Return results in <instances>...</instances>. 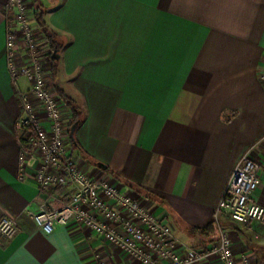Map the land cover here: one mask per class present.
Masks as SVG:
<instances>
[{"label": "crops", "instance_id": "0c3cea01", "mask_svg": "<svg viewBox=\"0 0 264 264\" xmlns=\"http://www.w3.org/2000/svg\"><path fill=\"white\" fill-rule=\"evenodd\" d=\"M33 2L61 45L51 86L81 110L71 136L66 104V153L85 172L132 192L183 246L214 239L190 228L216 222L223 188L248 149L259 166L253 200L264 205V0ZM6 33L0 12V219L18 226L0 241V264H140L87 228L45 234L29 215L67 202L73 188L45 191L35 180L38 158L16 127V89L29 84L12 82ZM219 223L237 264H257L264 224Z\"/></svg>", "mask_w": 264, "mask_h": 264}, {"label": "built area", "instance_id": "2783aa9c", "mask_svg": "<svg viewBox=\"0 0 264 264\" xmlns=\"http://www.w3.org/2000/svg\"><path fill=\"white\" fill-rule=\"evenodd\" d=\"M34 8L33 0H0V12L7 23V70L14 83L22 78L29 84L25 89H16L21 110L16 127L26 131V143L38 158L34 171L38 186L45 191L68 184L73 188L67 202L44 203L37 211L29 212L37 227L50 234L59 226L77 224L102 236L140 264H204L213 260L237 264L232 237L219 218L264 224V205L253 200L259 166L250 149L234 165L218 200L214 239L204 248L181 245L171 224L132 192L90 175L66 153V104L47 80L49 69L45 67L50 54ZM17 230L16 219H0V241L11 239Z\"/></svg>", "mask_w": 264, "mask_h": 264}, {"label": "trees", "instance_id": "16d2710c", "mask_svg": "<svg viewBox=\"0 0 264 264\" xmlns=\"http://www.w3.org/2000/svg\"><path fill=\"white\" fill-rule=\"evenodd\" d=\"M34 14H35L36 23L43 30V33L46 37V41L48 42V45L51 46L53 50H56L57 52L56 54L59 55L61 45L58 43V41L55 38V34L49 28V26L47 25L45 21V18H44L45 11L42 10L40 6H36L34 8ZM51 58H52V73H53L52 79H53L57 73L56 63L58 59L53 58V57ZM55 90L59 94V96L63 99V101L67 104V106L69 107L72 113V119H71L70 126H72L73 124L78 125L81 120V110L74 104V102L67 95L64 94V92L60 88L55 86ZM216 228H217L216 224L212 222L203 228L191 227L190 230L193 233L201 235L203 240L206 241L207 239H213L215 237Z\"/></svg>", "mask_w": 264, "mask_h": 264}, {"label": "rangeland", "instance_id": "374dc122", "mask_svg": "<svg viewBox=\"0 0 264 264\" xmlns=\"http://www.w3.org/2000/svg\"><path fill=\"white\" fill-rule=\"evenodd\" d=\"M42 1V0H41ZM43 31V30H42ZM47 42V41H46ZM48 47V52H49V54H50V57L47 55V60H48V62H47V65H46V67L45 68H47V69H49L47 72H46V74H47V80H48V82H49V85L51 84V79H52V76H53V73H52V58H51V53L53 52V48L51 47V46H49V45H47ZM20 80H22V78L20 79ZM13 83H14V81H12ZM51 86V85H50ZM51 88H52V90L55 92V93H57L56 92V90H55V88L53 87V86H51ZM58 94V93H57ZM59 95V94H58ZM63 100V99H62ZM66 104V103H65ZM18 129V128H17ZM257 254L259 255V252H257ZM257 264H264V256H261L260 255V258H259V261H257Z\"/></svg>", "mask_w": 264, "mask_h": 264}, {"label": "water", "instance_id": "95a60500", "mask_svg": "<svg viewBox=\"0 0 264 264\" xmlns=\"http://www.w3.org/2000/svg\"><path fill=\"white\" fill-rule=\"evenodd\" d=\"M57 52H56V50H53V52H52V57L53 58H59V55L58 54H56ZM76 127V124H73V126H72V128H71V136L73 135V130H74V128ZM96 165H98V166H101V167H105V166H103V165H101V164H96Z\"/></svg>", "mask_w": 264, "mask_h": 264}]
</instances>
